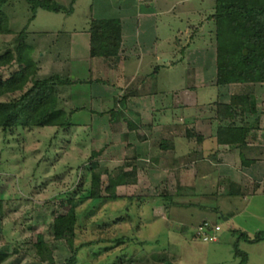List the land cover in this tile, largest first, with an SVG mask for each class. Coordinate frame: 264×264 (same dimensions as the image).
<instances>
[{
	"label": "rangeland",
	"instance_id": "1",
	"mask_svg": "<svg viewBox=\"0 0 264 264\" xmlns=\"http://www.w3.org/2000/svg\"><path fill=\"white\" fill-rule=\"evenodd\" d=\"M49 1L60 10L34 11L28 4L26 13L23 8L24 12L6 9L10 27L15 32L0 36V54L8 47L15 48L18 33L23 29L32 33L34 42L41 40L37 35L43 32L42 45L35 56L41 60L45 71H48L49 61L51 64L60 56L62 60L56 63L57 69L65 68L78 79L90 80L89 61L77 56L87 55L89 35L86 30L93 0H77L75 4V0ZM216 2L165 0V64L158 61L165 67L153 69L146 62L142 71L165 82V96L159 103L165 106V120L176 119L181 123L179 117L189 112L182 107L172 108L176 101L172 91L176 89L186 94L187 101H194L198 95L201 102L217 105L227 101L229 94L252 92L257 96L254 109L264 110V86L218 84L216 25L210 18L215 13ZM33 13L36 16L28 23ZM53 42L57 49L53 48L49 54L46 50L53 47ZM73 50L77 58L70 57ZM17 69L16 63L3 67L0 80L6 81ZM78 88L83 92L81 106L89 109L94 106L98 111L117 106L113 113L118 116L116 123H112L111 115L103 116L97 111L96 116H92L91 112L83 110L74 117L75 125L65 129L17 126L6 130L0 127V200L6 203L7 209L5 216L0 215V256L15 252L5 264H49L27 243L38 232L46 234L55 264H67L73 256L72 249L65 239L50 238L51 227L65 210L68 199L89 193L92 175L106 172L115 173L119 179V198L106 201L94 214L90 213L91 200L80 204L78 210L84 215L79 222L81 230L76 243L106 240L80 252L77 264H112L121 255H133L131 264H162V260L165 264H240L244 256H236L237 248L248 254L246 264H264V242L250 243L244 239L237 242V234H234L237 229L250 236L264 231V198H256L249 211L232 215V218L219 213L214 208L221 200L209 198L206 203L205 199L191 196L194 185L178 177V168L165 172V164L169 167L172 164V161L165 162V153L169 156L173 150L165 151L161 147L172 144L165 140V135L163 138L160 132H152L153 127L148 128V118L137 117L128 99L122 103L109 99L95 103L91 97L92 83L79 84ZM124 90L123 98H126L131 89ZM156 115L157 121L162 120L159 112ZM151 140L155 141L153 150L141 145L140 141ZM101 150L102 154L93 159V153ZM103 179H107L106 174ZM197 202L206 203L208 208L193 204ZM128 205L132 206L133 223L128 220L113 223L108 231L100 232L98 226L104 221L126 218ZM232 207V210L238 209L237 203ZM204 223H208L205 235H198L197 229ZM138 224L141 227L136 230ZM30 226L33 230H29ZM214 237L216 240L212 239ZM93 250L100 254L95 256Z\"/></svg>",
	"mask_w": 264,
	"mask_h": 264
},
{
	"label": "trees",
	"instance_id": "2",
	"mask_svg": "<svg viewBox=\"0 0 264 264\" xmlns=\"http://www.w3.org/2000/svg\"><path fill=\"white\" fill-rule=\"evenodd\" d=\"M49 2V0H0V36L15 32L10 27L6 9L13 8L21 11L23 8L26 13L28 4L29 8L34 11L36 9L60 10V7L52 6ZM35 16L36 14L33 13L29 17L28 23H31ZM210 18L216 25L215 47L218 84L255 85L264 83V0H217L215 13ZM88 33L91 57L110 58L119 55L123 43L122 25L119 19H91ZM43 34L41 32L37 36L42 40ZM33 40L32 33L27 28L23 29L18 33V43L15 48L8 47L3 54H0V70L3 67L15 66V63L19 67L11 73L9 79L0 80V127L6 130L17 126L69 128L75 125L74 117L83 110L92 113V110L86 106L79 105L78 95L72 91H75L79 84L95 81L78 79L65 68L57 69L56 63L62 60L60 56H58L59 59L55 58L56 61L51 64L49 61L46 72L41 60L35 56L37 55L35 51L41 48L42 42L40 39L38 40L40 42ZM51 46L53 47L46 50L49 54L55 48L54 42ZM245 50L248 51L247 54H245ZM254 98L255 95L252 92L232 94L229 103L217 105L219 144L241 146L247 144L251 128L246 124V113L253 110ZM116 108L112 107L109 111L114 124L118 120V116L113 114ZM134 127L138 129L136 125ZM188 137L195 138L199 143L204 141V137L198 135L195 130H189ZM161 148L165 150L167 147L165 145ZM102 152V150L94 152L93 159L100 156ZM104 174L107 176L106 180L103 179ZM114 175L113 172L93 174L90 192L78 199L70 197L65 205V210L55 218L50 238L52 240L65 239L70 245L73 256L67 260V264H77L80 252L106 240L101 238L77 245V235L81 230L79 222L84 215L79 212L78 207L85 200H91L90 213L94 214L98 211V207L106 201L118 199V190L121 184ZM173 204L178 205L179 203ZM5 206L6 203L0 200V215H6ZM131 209V205L125 208L126 218L112 219L111 222L104 221L98 226L100 232L108 231L113 223L118 224L127 220L129 223H133L134 216ZM140 225L135 226L136 230L140 229ZM29 228V230H33L32 226ZM234 234H237V242L242 239L250 243L264 241V231L250 236L237 229ZM46 239L47 236L44 232H38L31 236L27 243L29 242L31 247L36 250L43 262L55 264L54 252ZM117 240L119 239L117 238ZM16 251L19 252V250ZM12 254H2L0 261L7 260ZM94 254L98 256L100 253L94 252ZM236 256H244L240 264L247 263L248 254L245 251L237 248ZM133 260V255L128 257L121 255L112 264H131ZM162 264H165V260H162Z\"/></svg>",
	"mask_w": 264,
	"mask_h": 264
},
{
	"label": "crops",
	"instance_id": "3",
	"mask_svg": "<svg viewBox=\"0 0 264 264\" xmlns=\"http://www.w3.org/2000/svg\"><path fill=\"white\" fill-rule=\"evenodd\" d=\"M113 18L119 19L122 25L123 43L119 55L110 58L91 57L89 37L87 55L77 56L89 61L90 80L95 81L92 83V100L95 103L107 99L122 103L128 99L129 107L136 112L137 117L148 118V128L153 127V133L160 132L172 144L165 149L173 150L169 156L165 153V162L172 161L170 167L165 164V172L178 168V177L194 185L191 196L205 199L206 203L209 198L221 200L214 209L223 215L231 217L249 211L253 200L264 198V110L253 108L246 113V124L251 128V133L244 146L219 144L217 104L201 102L197 93L194 101H187L182 90H173L177 102L172 108L182 107L189 112H183L179 117L181 123L176 119H163L165 106L159 103L165 96V82H161L158 77L143 74L142 71L146 62L153 69L165 67L158 63L162 61L165 64V0H93L91 19ZM75 56L74 50L70 52L71 58H77ZM257 85L262 88L264 83ZM78 87L72 92H76L81 101L83 92L78 91ZM124 88L131 89L126 98H123ZM181 98L186 102L182 104ZM230 100L229 94L224 103ZM90 110V115L96 116V107L92 106ZM109 111L105 109L98 111V114L110 116ZM156 112L160 113L162 120H156ZM156 128L160 131H155ZM189 130H195L204 137V141L199 143L195 138L190 139ZM140 142L153 150L155 141ZM206 203L193 204L208 208ZM236 203L238 209L232 210Z\"/></svg>",
	"mask_w": 264,
	"mask_h": 264
},
{
	"label": "built area",
	"instance_id": "4",
	"mask_svg": "<svg viewBox=\"0 0 264 264\" xmlns=\"http://www.w3.org/2000/svg\"><path fill=\"white\" fill-rule=\"evenodd\" d=\"M206 226H208V223H204V224H202V225H200V226L198 227V234H199V235H201V236L205 235L204 230H205ZM212 239H213V240H216L215 237L212 238Z\"/></svg>",
	"mask_w": 264,
	"mask_h": 264
},
{
	"label": "water",
	"instance_id": "5",
	"mask_svg": "<svg viewBox=\"0 0 264 264\" xmlns=\"http://www.w3.org/2000/svg\"><path fill=\"white\" fill-rule=\"evenodd\" d=\"M248 53V51L247 50H245V54H247Z\"/></svg>",
	"mask_w": 264,
	"mask_h": 264
}]
</instances>
